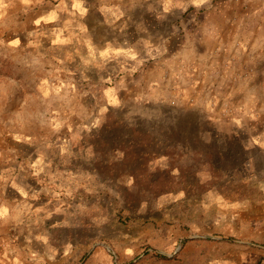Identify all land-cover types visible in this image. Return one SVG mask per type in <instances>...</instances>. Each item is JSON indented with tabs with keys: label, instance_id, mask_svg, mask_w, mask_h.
<instances>
[{
	"label": "rangeland",
	"instance_id": "374dc122",
	"mask_svg": "<svg viewBox=\"0 0 264 264\" xmlns=\"http://www.w3.org/2000/svg\"><path fill=\"white\" fill-rule=\"evenodd\" d=\"M66 1L0 0V264H264V0ZM136 131L249 187L138 197Z\"/></svg>",
	"mask_w": 264,
	"mask_h": 264
},
{
	"label": "trees",
	"instance_id": "16d2710c",
	"mask_svg": "<svg viewBox=\"0 0 264 264\" xmlns=\"http://www.w3.org/2000/svg\"><path fill=\"white\" fill-rule=\"evenodd\" d=\"M136 132L140 137L137 145L139 149L133 152L132 156L127 155L126 159H128V163L138 164L142 162L139 163L141 164L140 166H145L143 162L149 163L152 157H156L157 159L162 154L168 158L170 165L165 171L166 175L163 174L156 180L149 178L144 183L145 188H139L138 197L143 193H149L157 197L172 192H182L186 196H190L215 190L219 195L230 199L232 195L237 196L245 193L249 187L244 182L245 179L243 177L238 178L243 172L235 167V163H220L215 157H212L213 155L206 156L205 160L197 151L193 153L191 163L186 165L183 158L185 156H178L177 153L182 151L181 149H186L183 142H161L160 140L153 139L148 133ZM134 147V145H131L132 149ZM184 155L188 157L186 153ZM175 170L177 171V175H171ZM202 171L210 173L211 178L209 181H200L198 175ZM132 175L135 179L140 178L141 185H144L142 184V174L133 172ZM141 192L142 194L140 195ZM156 257L166 259L164 256L158 254H156Z\"/></svg>",
	"mask_w": 264,
	"mask_h": 264
},
{
	"label": "crops",
	"instance_id": "0c3cea01",
	"mask_svg": "<svg viewBox=\"0 0 264 264\" xmlns=\"http://www.w3.org/2000/svg\"><path fill=\"white\" fill-rule=\"evenodd\" d=\"M63 5H66L65 8L67 10H69V8H70L72 10L73 14H76L77 17H79L78 15L80 14V11L82 9H85L83 2L80 0H71L70 3H67V1H66L65 4H63Z\"/></svg>",
	"mask_w": 264,
	"mask_h": 264
}]
</instances>
